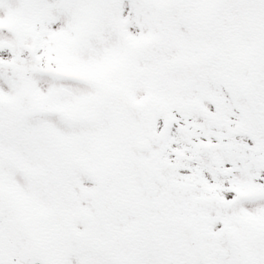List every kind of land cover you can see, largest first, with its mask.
<instances>
[{
  "label": "snow or ice",
  "instance_id": "6c2138e0",
  "mask_svg": "<svg viewBox=\"0 0 264 264\" xmlns=\"http://www.w3.org/2000/svg\"><path fill=\"white\" fill-rule=\"evenodd\" d=\"M0 264H264V0H0Z\"/></svg>",
  "mask_w": 264,
  "mask_h": 264
}]
</instances>
